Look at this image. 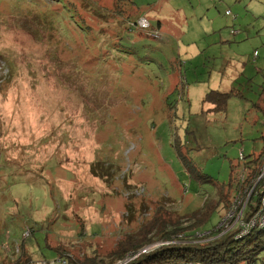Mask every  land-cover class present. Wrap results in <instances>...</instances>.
Segmentation results:
<instances>
[{
	"label": "rangeland",
	"instance_id": "374dc122",
	"mask_svg": "<svg viewBox=\"0 0 264 264\" xmlns=\"http://www.w3.org/2000/svg\"><path fill=\"white\" fill-rule=\"evenodd\" d=\"M211 90L239 95L210 113ZM263 92L264 0H0V264H107L189 228L259 156Z\"/></svg>",
	"mask_w": 264,
	"mask_h": 264
},
{
	"label": "trees",
	"instance_id": "16d2710c",
	"mask_svg": "<svg viewBox=\"0 0 264 264\" xmlns=\"http://www.w3.org/2000/svg\"><path fill=\"white\" fill-rule=\"evenodd\" d=\"M235 95H239L235 94V90H230L228 92L211 90L205 94L202 101L203 104L210 106L208 112L219 113L225 111L227 101ZM261 111L264 114V107ZM262 138L264 139V136ZM242 156L243 159H245L243 165L247 167V176L246 178H244V182L246 184L243 182L241 183L243 185L237 184L234 187L237 179L230 177V181L227 186L218 187V202L216 205H214L213 203L207 204L205 202L201 206L198 214L196 212H193L192 216L194 221L192 225L189 226V228H176L174 231H171V233L164 234L163 236H161V238H159L164 241H172L174 242L173 245L163 246L158 250L149 252L148 254H141L127 264H256L258 261L257 253L264 251V229L259 230L257 228H253L249 230L247 234L241 236L236 240L234 238L239 233V231H229L226 232V234L218 236L220 234V231H223L224 227H221L214 232V236L218 237L213 240L201 241L200 239H197L195 237V233L197 231L213 232L218 225L212 227L210 230H204V228H202L203 225L209 220L211 213L213 211H216L217 209H222L224 210V213H226V211H228L232 206V200L236 197V187L240 185L239 190L241 191L242 188L245 187V185H248L251 182V179L254 176H258L264 163V144L257 158L253 159L251 158V156L246 157L244 154ZM249 164H251L252 167H248ZM238 166L240 167V165ZM190 169L193 170L192 167H190ZM260 196L262 197L263 194H259L258 196L251 198L252 204L257 208L260 204ZM255 212L256 209L253 210V212L248 209L246 211L244 221L248 222L250 220V216H252ZM176 219L179 218L177 217ZM135 248L136 247L127 248V250L125 249L126 251H124L121 256L117 258L115 257L107 264H112L114 261L121 259L127 252L131 251L132 253H136ZM56 251L59 256V253H61L60 250ZM18 259L19 260L14 264H33L35 262V260H31L24 253L22 254V257L19 256ZM68 264L74 263H72L71 260H68ZM85 264L104 263H99L93 258L87 259Z\"/></svg>",
	"mask_w": 264,
	"mask_h": 264
},
{
	"label": "built area",
	"instance_id": "2783aa9c",
	"mask_svg": "<svg viewBox=\"0 0 264 264\" xmlns=\"http://www.w3.org/2000/svg\"><path fill=\"white\" fill-rule=\"evenodd\" d=\"M135 25L141 30L147 31L150 28V24L145 18L138 19ZM150 36L155 39L159 37L156 32L150 33ZM238 160L240 162V169H239V174H237L238 178L236 181V185L243 183L244 178H246L247 176V167L243 165L245 159H243L242 154L240 155ZM239 187L240 185L236 187V192H237L236 197L232 200V206L230 205L231 207L227 211L228 214L230 215L226 218V222L224 221L225 223H223L221 226L220 225L217 226V228L213 232L197 231L198 233L197 232L195 233V237L197 239H200L201 241H208L209 238L210 240H213L216 237L226 234V232L229 231H239V233L234 238L236 240L241 236L247 234L249 230L253 228L254 229L257 228L259 230L264 229V163L257 177L254 176L251 179V182L248 185H245V187L242 188L241 191L239 190L240 189ZM259 194H263V196L262 197L260 196L261 200L259 201L260 204L259 207L257 208L255 207V205L252 204L251 198L258 196ZM248 209H250L252 212L253 210L256 209V212L252 216H250V220L248 222H245L244 221L245 214ZM221 227H224L223 231H220V234L218 236H214V232ZM173 244L174 242L172 241H164L147 246L138 253H133L130 256H128L129 259L127 261L125 259V263L123 262L122 264L131 262L141 254H148L149 252L158 250L163 246H169ZM58 261H56L55 263L67 264L65 260L64 261L62 260V262L60 261L58 262ZM33 264H37V262ZM51 264H54V262Z\"/></svg>",
	"mask_w": 264,
	"mask_h": 264
},
{
	"label": "crops",
	"instance_id": "0c3cea01",
	"mask_svg": "<svg viewBox=\"0 0 264 264\" xmlns=\"http://www.w3.org/2000/svg\"><path fill=\"white\" fill-rule=\"evenodd\" d=\"M233 29L235 30V28L233 27ZM232 29V30H233ZM235 32H236V30L235 31H232V34H233V36H235ZM239 35H240V33H239ZM255 62V59H253V63ZM254 64H256V62L254 63ZM241 66V68L243 69V65L241 64L240 65ZM240 75V73H238V76ZM263 94V98H262V100H263V102H264V93H262ZM261 110H262V108H261Z\"/></svg>",
	"mask_w": 264,
	"mask_h": 264
}]
</instances>
